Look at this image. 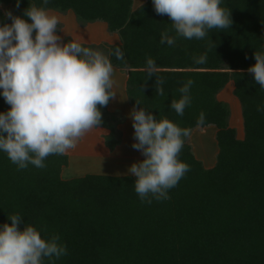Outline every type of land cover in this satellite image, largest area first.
Listing matches in <instances>:
<instances>
[{
  "label": "trees",
  "instance_id": "obj_1",
  "mask_svg": "<svg viewBox=\"0 0 264 264\" xmlns=\"http://www.w3.org/2000/svg\"><path fill=\"white\" fill-rule=\"evenodd\" d=\"M0 3L21 17L35 5L72 10L81 26L106 22L120 41L83 46L104 50L113 66L126 72L129 103L191 132L203 112V127L217 128L219 147L216 164L207 168L185 138L178 158L190 170L169 190V199L151 204L135 192L132 175L88 173L63 179L66 153L47 157L44 168L29 164L18 169L0 152V225L18 214L21 230L30 224L43 238L59 236L67 255L45 258L44 264H264V112L256 110L264 105V89L247 71L256 63L254 53L264 52V0H223L221 7L231 13L229 28L207 30L203 39L176 37L174 45L161 43L163 34H176L171 19L156 13L152 0L136 9L133 0H49L47 5L21 0L19 8L16 0ZM117 49L123 60L117 59ZM201 55L207 62L196 64L194 57ZM149 58L154 69L146 63ZM157 77L163 80V95L156 92ZM189 79L194 81L191 104L179 116L170 106L182 97L179 89ZM229 82L241 104L244 138L230 125L229 104L217 97ZM109 103L98 105L102 122L97 127L111 130L107 142L114 149L118 118ZM10 107L0 96V112Z\"/></svg>",
  "mask_w": 264,
  "mask_h": 264
},
{
  "label": "clouds",
  "instance_id": "obj_2",
  "mask_svg": "<svg viewBox=\"0 0 264 264\" xmlns=\"http://www.w3.org/2000/svg\"><path fill=\"white\" fill-rule=\"evenodd\" d=\"M223 0H152L158 15H167L175 37L162 35L161 43L174 45L176 37L203 39L210 29H227L231 13L221 7ZM21 0H16L19 8ZM44 5L49 0H42ZM30 18L31 22L27 19ZM23 17L5 10L0 17V96L11 107L0 112V152L18 169L29 164L45 167L50 155H63L74 149L81 138L102 122L99 106L115 98L113 64L102 51L71 40L62 43L57 34L60 25L55 15L43 7L31 5ZM11 20L5 23L4 20ZM35 32V36L33 33ZM117 59L124 53L117 49ZM256 63L248 68L254 80L264 89V52H255ZM196 64L207 62V56L194 57ZM149 69L156 67L151 58ZM151 75V73H150ZM189 79L180 89L182 97L173 99L170 109L183 116L191 104ZM163 80L157 77L156 92L164 94ZM138 104H140L137 101ZM264 112V105H258ZM134 128L133 149L145 157L128 168L135 177L134 187L142 202L169 199V190L190 170L178 157L190 128H181L171 120L158 119L142 107L129 113ZM200 113L197 127L205 125ZM22 216H9L11 223L0 225V264H44L67 255L59 236L43 238L36 227L20 225Z\"/></svg>",
  "mask_w": 264,
  "mask_h": 264
},
{
  "label": "rangeland",
  "instance_id": "obj_3",
  "mask_svg": "<svg viewBox=\"0 0 264 264\" xmlns=\"http://www.w3.org/2000/svg\"><path fill=\"white\" fill-rule=\"evenodd\" d=\"M133 5V8L136 7L134 0ZM69 13H71L70 15H74L73 12ZM59 15V17L56 16L60 21V25L57 28V34L61 37L62 43H67L66 39L72 38L69 37L72 36L69 33L70 26H68V30L65 28V25L67 24L66 20L68 19L69 21V18H67V16H64V14ZM61 15L66 18L62 19ZM103 25H105L104 22ZM102 32L103 31H99L100 35H98V40H101L102 42L104 41L101 44H106V41H108V39L107 37H105V33ZM80 44L84 45L85 43ZM98 50L102 51L105 54L104 50ZM120 71L122 70L120 69ZM123 73H125V71ZM123 80L124 77L122 76H120V78L113 79V82L115 83V87L113 88V90L117 93L115 96V103L120 105L123 103L124 99V92H122ZM221 91V101H225L226 103H228L231 108L230 125L237 129V136L239 138H244L245 133L242 108L240 102L238 101V98L234 95V83L229 82ZM113 113H115L118 118V128V125L124 123V116L121 112L118 111H113ZM129 113L126 125H124V128L122 130L124 132L125 139L122 140L123 132L119 128V132L114 135L115 137L113 138V142L119 143L117 146H120V148L117 149L116 146L114 149H111V147L109 146L107 139L111 136L110 129L103 127L93 128L79 140L77 146L74 149H71L66 153L69 158V164L62 169L63 178L69 177L71 179L75 177H82L88 173H94L96 175H131L128 174V168L133 163L140 162L142 153L138 150L133 149L132 147L134 142L130 137L132 120L129 118ZM216 132V127L210 124V126L204 128L199 127L194 129L189 137V142L192 146L195 156L199 160H201L204 166L207 168L213 167L216 164L217 154L219 151L218 144H216Z\"/></svg>",
  "mask_w": 264,
  "mask_h": 264
},
{
  "label": "crops",
  "instance_id": "obj_4",
  "mask_svg": "<svg viewBox=\"0 0 264 264\" xmlns=\"http://www.w3.org/2000/svg\"><path fill=\"white\" fill-rule=\"evenodd\" d=\"M145 1L146 0H138V1L137 0H134V3L136 4V7H134V8L135 9L138 8ZM0 9H2L4 12H5V10H11L12 13H13V8H12L11 5H6V4L0 3ZM47 11L49 12L50 15H55V16L59 17L60 16L59 14H64V16H67V18H69L70 23H69V21L67 19L66 20L67 21V24L65 25V28L68 30V26H70L69 27V33L72 36H69V37H72L70 39H72V40H74V41H76L78 43H85V44H88V45H92V44L98 45V44L103 43L104 41L102 42L101 40H98L99 39L98 38L99 37L98 35H100L99 31L100 32L103 31L105 33V37H107V39H108V41H106L107 44H115V43H117V42L120 41V37H119V35L117 33H111V32H109L107 23L104 22V21H97V22H94V23H89L86 26H81L79 24L78 20L76 19L77 17H75L76 16L75 13L72 10H70V11H68L66 13L65 12L64 13H61V12L56 11V10H47ZM69 12H73L74 15H70L71 13H69ZM61 18L63 19V18H66V17H63L62 16ZM103 22H104L105 25H103ZM117 35H118V37H117ZM113 69H114V71H113L112 79L120 78V76L124 77L123 86H122V92H124V99H123V103L121 105L115 103L116 97L113 98V99H111L108 108H109V110L111 112L118 111V112H121L123 114L125 121L123 120L124 123L118 125V128L122 131L123 128H124V125H126V122H127V119H128L127 118L128 117V113L131 112V110L133 109L134 106H132L129 103V99H128V96H127V91H126L127 74H126V72L123 73V71H120L119 68L114 67V66H113ZM114 87H115V83H113V88ZM221 94H222V91L218 95V98L219 99L221 97ZM216 130H217V128H216ZM130 134H131L130 135L131 140H133V142H135L134 141V128H133V124H131ZM122 136H123L122 137V140L125 139L124 138V132H123V135ZM118 148H120V146H117V149ZM143 157L144 156L142 155L141 156V160H142ZM61 175H62V173H61ZM62 178H63V175H62ZM68 178H63V179H68Z\"/></svg>",
  "mask_w": 264,
  "mask_h": 264
}]
</instances>
